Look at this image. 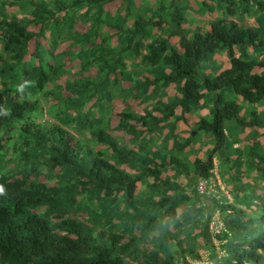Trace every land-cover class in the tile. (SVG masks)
Listing matches in <instances>:
<instances>
[{"label":"trees","instance_id":"1","mask_svg":"<svg viewBox=\"0 0 264 264\" xmlns=\"http://www.w3.org/2000/svg\"><path fill=\"white\" fill-rule=\"evenodd\" d=\"M0 187V264H264V0H0Z\"/></svg>","mask_w":264,"mask_h":264},{"label":"built area","instance_id":"2","mask_svg":"<svg viewBox=\"0 0 264 264\" xmlns=\"http://www.w3.org/2000/svg\"><path fill=\"white\" fill-rule=\"evenodd\" d=\"M215 172V171H214ZM219 178L217 176V174H215V176L213 177V179L210 180V184L209 186H207L206 184V181H198L197 184H196V187H197V190L199 192H205L206 189H209V190H212V191H215V188H214V184L218 185L219 186ZM221 193L223 195H225L227 198L230 199V196L227 192H224L223 191V187L221 188ZM209 227H210V230H212L214 233L218 232V230L220 229L221 227V222L219 221L218 219V216L217 214H213L212 218L210 219L209 221ZM213 243L215 244V252L217 254V256H221L223 255V250L220 248L219 246V243L217 240L213 239ZM201 255V258L194 262L195 264H214L209 258H208V255L207 253H204L203 254H200Z\"/></svg>","mask_w":264,"mask_h":264},{"label":"rangeland","instance_id":"3","mask_svg":"<svg viewBox=\"0 0 264 264\" xmlns=\"http://www.w3.org/2000/svg\"><path fill=\"white\" fill-rule=\"evenodd\" d=\"M74 64H76V62H74ZM71 66H74V65H71ZM67 68L69 69L68 66H67ZM71 68H72V67H71ZM71 68H70V71H71ZM65 76H66V75H65ZM114 100H115V101H112L113 105H115V103H116V99H114ZM112 103H111V104H112ZM116 105H117V104H116ZM43 118H44V119H49V117H48L47 115H43ZM117 136H118V134H117ZM214 162L217 163V160L214 159ZM219 183H220L219 186L217 185L218 188H219V190L221 191V188L223 187V191H224V192H227L226 189H225V187H224V185L222 184V182L219 181ZM199 253L204 255V253H206V251H205L204 249H202V248H199ZM210 260L213 262L212 259H210Z\"/></svg>","mask_w":264,"mask_h":264},{"label":"clouds","instance_id":"4","mask_svg":"<svg viewBox=\"0 0 264 264\" xmlns=\"http://www.w3.org/2000/svg\"><path fill=\"white\" fill-rule=\"evenodd\" d=\"M22 88H23V85H19L17 90H21ZM2 191H3V189H2V187H0V192H2Z\"/></svg>","mask_w":264,"mask_h":264},{"label":"water","instance_id":"5","mask_svg":"<svg viewBox=\"0 0 264 264\" xmlns=\"http://www.w3.org/2000/svg\"><path fill=\"white\" fill-rule=\"evenodd\" d=\"M192 133H194V131Z\"/></svg>","mask_w":264,"mask_h":264}]
</instances>
